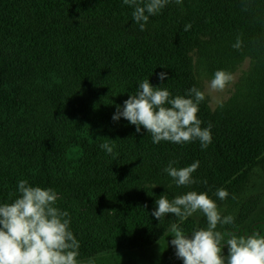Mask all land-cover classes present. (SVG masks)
I'll list each match as a JSON object with an SVG mask.
<instances>
[{
  "label": "trees",
  "instance_id": "1",
  "mask_svg": "<svg viewBox=\"0 0 264 264\" xmlns=\"http://www.w3.org/2000/svg\"><path fill=\"white\" fill-rule=\"evenodd\" d=\"M133 11L123 0H0V205L19 197L20 180L53 189L79 264H125L173 223L187 235L207 228L198 211L152 217L161 195L224 189L234 220L223 225V250L229 232L264 236V216L249 219L257 199L241 196L245 171L264 156V0H169L143 31ZM245 59L253 70L240 91L215 111L206 97L198 106L201 128L212 125L206 149L199 140L154 144L143 128L112 120L144 80L186 96L203 91L200 65L231 70ZM170 161H198L196 183L177 186L164 171ZM171 239L154 264H183Z\"/></svg>",
  "mask_w": 264,
  "mask_h": 264
},
{
  "label": "clouds",
  "instance_id": "2",
  "mask_svg": "<svg viewBox=\"0 0 264 264\" xmlns=\"http://www.w3.org/2000/svg\"><path fill=\"white\" fill-rule=\"evenodd\" d=\"M123 3L134 7L133 19L143 31L149 16L159 14L169 0H140L139 3L138 0H123ZM175 3L182 4V0H175ZM190 28L188 24L184 31ZM241 44L238 37L233 48L240 49ZM157 76L163 82L167 79V72H160ZM233 80L232 73L217 70L209 89L222 92ZM204 99L205 93L195 86L187 91L186 96L171 97L166 88L153 87L149 80H144L137 93L129 95L123 106L116 105L112 120L119 121L123 117L135 125L136 133L143 128L151 134L154 144L199 140L201 148L206 149L212 142V125L201 128L202 122L197 118L198 106ZM100 147L109 154L113 152V146L108 143H102ZM174 163L170 161L164 171L177 186L196 183L192 173L198 168V161L179 169L173 167ZM18 191L20 195L14 202L0 205V264H79L80 245L70 230L69 214L54 206L57 193L51 188L33 187L26 180L18 182ZM216 195L223 200L228 192L218 189ZM155 204L151 216L158 221L168 214L183 221L197 211L207 219V228L193 230L191 235L185 234L176 223L171 225L170 244L183 264H264V236L259 232L247 237L227 233L230 237L226 241L227 256L222 254L224 235L215 229L218 224H232L234 218L231 215L222 218L216 203L206 193L189 191L171 201L161 195Z\"/></svg>",
  "mask_w": 264,
  "mask_h": 264
},
{
  "label": "rangeland",
  "instance_id": "3",
  "mask_svg": "<svg viewBox=\"0 0 264 264\" xmlns=\"http://www.w3.org/2000/svg\"><path fill=\"white\" fill-rule=\"evenodd\" d=\"M201 54L202 52L200 55ZM217 70L219 69L213 67L211 68L203 64L199 67V79L202 83L203 92L205 93L210 110L212 111H215L226 104L232 99L237 91H240L242 87L241 85L247 81L248 75L253 70V64L250 59H245L231 70H225L226 72L233 74L234 80L228 84L222 92H213L209 89V84ZM243 176L245 177V180L241 186V196L251 197L253 200L257 199V203L254 208L255 211L251 213L249 219L254 220L261 218L264 216V156L251 167H249ZM216 193L217 191L212 192L208 194V196L216 203L217 209L223 218L226 216V212L228 211L227 209L230 206L224 202V199H219ZM194 217L201 220H207L204 214L200 211H198V214H196ZM98 219L101 220L102 217L99 216ZM246 225L249 227V222L246 223ZM215 231H220L223 234V225L218 224ZM170 236L171 232L167 231L150 246L142 248L138 247L137 250L133 252L132 260L125 264H154L153 259H155V257H163L165 255L168 256L170 250L167 242L169 241ZM227 251L228 250L226 247L222 254L227 256Z\"/></svg>",
  "mask_w": 264,
  "mask_h": 264
}]
</instances>
